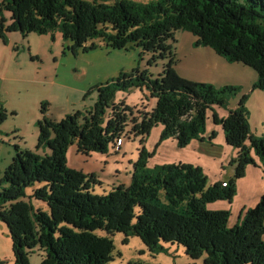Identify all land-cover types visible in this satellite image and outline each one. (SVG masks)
Wrapping results in <instances>:
<instances>
[{
  "label": "trees",
  "instance_id": "obj_1",
  "mask_svg": "<svg viewBox=\"0 0 264 264\" xmlns=\"http://www.w3.org/2000/svg\"><path fill=\"white\" fill-rule=\"evenodd\" d=\"M3 11L12 22L0 20V39L16 31L24 38L61 34L73 55L95 49L98 39L111 49L140 48L153 53V62H168L156 80L137 71L96 87L90 110L60 122L43 118L36 149L15 147L0 178V221L9 230L16 264H30L36 250L43 251L42 264H110L117 234H124V244L139 237L154 254H168L164 244H170L203 264H264V196L234 228L230 211L209 209L233 200L247 167L260 165L264 174V136L250 128L246 97L229 107L239 88L180 77L173 51L175 31L190 32L197 47L252 68L258 74L254 90H264V0H159L148 6L131 0H0L1 18ZM135 89L157 101L150 112L113 103L118 92ZM217 107L228 111L227 118L220 119ZM211 116L237 150L234 176L226 182L209 185L203 169L188 163L149 170L150 155L141 149L130 184L96 194L102 185L97 176L68 165L72 146L84 156L108 155L110 147L118 154L124 138L140 136L143 144L157 125L164 127L162 139L184 148L205 134ZM35 200L47 209L35 208Z\"/></svg>",
  "mask_w": 264,
  "mask_h": 264
},
{
  "label": "rangeland",
  "instance_id": "obj_2",
  "mask_svg": "<svg viewBox=\"0 0 264 264\" xmlns=\"http://www.w3.org/2000/svg\"><path fill=\"white\" fill-rule=\"evenodd\" d=\"M158 1L131 0L136 4L147 6ZM108 2L112 3L113 0ZM2 19L6 20V25L11 24L12 17L9 11H3L0 20ZM62 39L61 34L53 38L50 35L40 36L37 33L24 38L18 31L7 33L4 39H0V178L14 159L16 146L23 151L36 149L39 139L38 123L43 118L60 122L66 116L88 111L98 99L96 87L116 81L122 74L131 75L137 71H147L151 79L156 80L168 63L167 60L160 59L153 62V53H145L140 48L115 50L105 47L98 39L93 40L97 45L95 49L88 52L80 50L77 55H73L68 49L69 42ZM189 40L197 47L198 39L192 33L175 31L176 42L173 43V51L177 61H179L176 53L178 42L183 44ZM249 69L252 70V68ZM252 73L255 77L258 75L254 70ZM239 89L236 95L230 97L229 107L236 108L246 97L245 107L249 111L250 92L245 93L243 89ZM156 102L144 89L120 91L113 101L115 105L123 104L134 111L147 112L153 109ZM43 104H45V112L42 110ZM108 110L110 113L111 109ZM107 120L105 117L106 122ZM250 122L253 128L258 127L259 130L264 128V108L263 111L254 109ZM212 124L215 123H212L210 119L207 120L205 134L193 141L202 144L203 139H206L208 127ZM216 125L224 133L222 126ZM163 131L164 127L157 125L145 138L143 144L140 136L133 137L131 140L124 138V145H122L124 147L118 154L112 147L109 148L108 155L93 153L94 157L89 164L101 166L100 170L105 172L104 176L98 177L102 185L96 188V194L104 193L103 190L111 192L113 185L118 186L124 183L125 178H132L134 164L140 159L141 149L150 155L146 164L149 170L172 164L168 160L178 159V157L188 162L195 161L196 164L207 162L204 159L205 155L201 154L202 151L191 145L193 141L189 146L180 148L175 139H162ZM210 132L209 137L216 139L214 138L216 132L212 130ZM233 159L227 160L224 168L225 171L230 167L233 168L234 174ZM101 162L104 165L100 164ZM30 192L31 189L27 191V193ZM33 204L35 208L47 209V205L42 202L35 200ZM123 239H125L124 234L113 237L115 257L110 264H203L200 259L192 261L187 258L184 248L177 245L164 244L165 247L170 248L169 253L154 254L140 241L139 237L130 238L127 244L123 243ZM12 251L9 230L0 221V264H16ZM43 255V251L40 250L32 252L29 257L30 264H42Z\"/></svg>",
  "mask_w": 264,
  "mask_h": 264
},
{
  "label": "crops",
  "instance_id": "obj_3",
  "mask_svg": "<svg viewBox=\"0 0 264 264\" xmlns=\"http://www.w3.org/2000/svg\"><path fill=\"white\" fill-rule=\"evenodd\" d=\"M176 53L179 60L177 61L176 71L180 77L188 79L191 82L205 83L219 88L234 85L243 89L245 93L250 92L248 99L249 111L251 110L250 121L254 109L263 111L264 90H253V86L257 83V75L255 77L249 67L237 63H228L222 56L207 47H195L194 42H191V40L183 44L179 41ZM215 112L219 115L220 119H225L228 116V111L220 109V107L215 108ZM210 120L213 123L212 116ZM250 121L252 132L257 136H264V128L260 130L258 127L253 128L252 122ZM211 130L212 132H216V136L214 137L216 139L209 137ZM224 136L221 128L216 124H212V126L208 127L207 135H205L206 139H203L202 144L196 143L195 141L192 142L191 145L202 151L201 154L205 155L204 159L207 161L206 163L201 162V164H196L197 162L195 161L188 162V160L184 158L179 159V157L178 159H169L168 162L172 164L188 163L201 167L208 178L207 182L209 185L217 182H226L234 174L233 168L231 167L225 171V163L227 160L236 158L237 150L227 144ZM94 154L84 156L77 151L76 145L72 146L68 151V165L72 169L80 170V172L85 174L94 173L97 178L104 176L105 172H103L104 170H100L101 166L96 167V165L89 164ZM100 164H103V162ZM123 182L122 184L128 186L130 179L125 178ZM236 190V196L231 202H215L209 206V209L214 211H230L229 226L232 228L239 224L243 213L246 210L255 208L260 198L264 196V174L261 166L247 167L244 178L236 184Z\"/></svg>",
  "mask_w": 264,
  "mask_h": 264
},
{
  "label": "built area",
  "instance_id": "obj_4",
  "mask_svg": "<svg viewBox=\"0 0 264 264\" xmlns=\"http://www.w3.org/2000/svg\"><path fill=\"white\" fill-rule=\"evenodd\" d=\"M118 145L120 146L121 145V141L118 142ZM225 185V184H224Z\"/></svg>",
  "mask_w": 264,
  "mask_h": 264
}]
</instances>
